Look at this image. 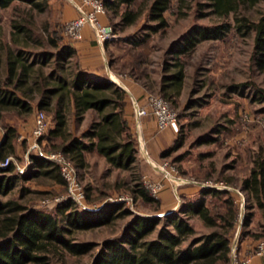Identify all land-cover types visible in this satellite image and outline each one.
<instances>
[{"label":"trees","instance_id":"1","mask_svg":"<svg viewBox=\"0 0 264 264\" xmlns=\"http://www.w3.org/2000/svg\"><path fill=\"white\" fill-rule=\"evenodd\" d=\"M102 1L107 12L109 10L119 19L117 27L134 25L146 13L147 19L154 23L150 28L155 31L169 26L166 15L173 2H177L179 14L186 6V0H150L145 10L135 7L137 0ZM16 2L25 4L36 14H44L49 8V0H0V9L9 8ZM259 5L258 15L254 18L249 12ZM208 7L215 16L233 19V23L226 21L216 27L195 26L177 42L178 46H172L174 62L165 65L160 83L144 84L149 91L157 85L158 93L172 107L177 104L186 81L187 63L181 56L193 51L199 38L215 36L219 39L225 30L231 29L253 34L254 52L259 65L264 68V0H208ZM31 19H34L33 15L23 22L13 20V46L6 43L0 46L4 51L3 72L0 73V117L7 111L30 115L35 106L52 113L54 125L48 140L52 142L53 150L65 153L79 172L88 165L87 155L97 153L105 158L111 170L138 176L128 190L135 197L153 201L139 175V150L134 135L135 124L132 125L127 115V91L106 76L99 77L85 70L77 49L62 34V29H49L47 25L48 34L45 31L39 33ZM1 60L0 56V63ZM141 62L142 56L137 54L122 68L128 67L131 77L142 80L143 72H137ZM116 63L115 57L110 59L111 69L123 76L125 73L121 68L116 69ZM46 66H51L49 72L45 71ZM87 113L93 114L88 128L79 136L71 133L69 116L80 121ZM17 137V129L9 126L0 142V264H69L70 258L84 257L97 247L94 242L79 241L78 233L116 226L118 221L123 222L121 231L100 245L90 264H232V234L239 206L231 193L203 188L198 199L184 203L176 211L157 216L135 215L123 202H107L96 209L82 210L69 199L53 212L37 209L5 197L20 180L46 177L61 184L65 181L56 164L37 155L31 156L30 174L17 173L14 162L3 167L1 163L16 154ZM241 187L248 197L249 209L258 210L264 216V156L253 160ZM87 196L92 199L91 193ZM103 198L99 195L95 200ZM210 198H219L223 208ZM250 214L245 227L252 222L254 213ZM131 215V219H126ZM194 217L211 231L195 237L197 230L191 223ZM251 236L264 238V232Z\"/></svg>","mask_w":264,"mask_h":264},{"label":"rangeland","instance_id":"2","mask_svg":"<svg viewBox=\"0 0 264 264\" xmlns=\"http://www.w3.org/2000/svg\"><path fill=\"white\" fill-rule=\"evenodd\" d=\"M149 4L150 0H137L135 7L146 10ZM185 5L179 14L177 2H173L166 15L169 26L157 31L150 28L154 23L147 19L146 13L134 25L117 27L119 19L108 10L105 22L113 26L116 37L105 49V59L110 67V59L115 57L116 69L121 68L125 73L120 76L110 67L112 76L117 79L129 77L141 85L147 95L163 97L158 93L157 85L149 91L144 84L160 83L165 73V65L174 62L172 46H178L177 42L182 41L195 26L216 27L226 21L227 23L234 21L224 20L212 14L208 0H186ZM71 6L68 0H49V8L44 14L32 13L25 4L18 2L9 8L0 9V46L5 43L13 46L12 21L23 22L30 19L31 15L34 16V19H31L34 22L33 27L39 30V33L45 31L44 33L48 34L45 26L49 25V29H62L63 34L65 23L77 16V12ZM260 7L261 5L250 10V15L256 18ZM199 39L193 51L181 56L187 66L184 88L177 104H173L178 129L166 130L170 131V139L163 142L161 153L156 157L150 153L148 139L142 130L137 128L133 110L128 113V119L132 125L135 124L139 175L153 201L135 197L128 190L129 186L134 185L133 179L138 176H132L127 171L111 170L105 158L97 153H91L87 155L88 165L79 172L86 191L85 208L96 209L107 202H119L120 198L127 197L130 201L123 203L135 215L157 216L176 211L184 203L198 199L203 188L215 187L217 190L227 191L232 194L239 206V216L232 234V264H243L250 260L251 256H256L259 245H264V238L255 239L251 236L264 232V216L258 210L249 209L248 197L241 187L243 179L248 176L253 166V160L260 155L264 156V68L259 65L254 52L253 34L245 31L239 33L231 29L225 30L219 39L215 36ZM14 50H17L15 46ZM137 54L142 56L141 66L137 67L138 74L143 72L142 80L131 77L128 67L122 68L124 64L128 66L133 56ZM0 56L1 73L4 61L2 49ZM29 61H32V58H29ZM50 70L51 66L45 67L46 72ZM39 111L46 113L49 123V130L43 136L40 145L45 152H58L52 149V142L48 140L54 125L52 113L35 106L30 115L7 111L0 117V142L7 127H15L18 131L16 154L9 158L14 159L16 172L19 174L31 172V156L35 155V152L31 150L29 155L28 152L35 141L34 120ZM92 117L93 114L87 113L78 121L72 115L69 116L70 132L81 135L90 125ZM161 134L162 132L154 131V135L164 140ZM159 139H155V142ZM149 160L156 164L159 175L152 170ZM164 163L176 169L177 176L182 178L177 183L184 181L185 183L174 187L175 180L169 181L159 170V166ZM146 180L162 186L157 196L150 193L145 184ZM87 193H91L92 199L88 198ZM99 195L104 196L103 200H95ZM9 198L49 212L55 211L61 203L69 200L66 184L57 183L46 177L18 181L13 191L5 197ZM210 199L223 208L219 198ZM77 207L85 210L84 207ZM250 213H254L252 222L245 227L246 219L251 218ZM132 217L131 215L126 219ZM191 223L197 230L195 237L211 231L196 217L191 219ZM122 227L123 222L118 221L116 226L94 228L78 233L76 237L79 241L94 242L97 247L84 257L70 258L69 264H90L100 250V245L119 233ZM244 248L246 252L242 255Z\"/></svg>","mask_w":264,"mask_h":264},{"label":"built area","instance_id":"3","mask_svg":"<svg viewBox=\"0 0 264 264\" xmlns=\"http://www.w3.org/2000/svg\"><path fill=\"white\" fill-rule=\"evenodd\" d=\"M71 5L74 6L77 16L64 25V35L71 41H79L82 39V31L85 27H89L94 36V41L97 45L105 51L106 43L112 41L115 37V31L112 25L103 22L100 19L101 15H106L107 10L104 2L102 0H68ZM146 104L141 105L138 101L134 102V116L137 121V128L141 130V119L149 115H153L158 131H164L166 129H173L177 131V114L173 107L167 102L163 97L147 95L145 99ZM49 130V123L47 120V115L44 111H39L36 114L34 120V130L33 134L35 141L28 152L30 154L31 150H34L35 155L42 157L50 162H53L59 167L60 173L65 181L68 198L71 199L77 206L85 208L86 202V191L85 187L81 182L79 171L77 170L74 163L68 158V156L61 152H45L43 151L40 141L43 136ZM14 162L13 158H7L5 162L2 163L3 167H6ZM169 177L175 180L173 181L174 187L180 186L184 182L177 181L182 180V178L177 176L176 169L169 166V164H163L159 166ZM171 183V182H170ZM145 184L154 196H157L161 190L162 186L152 182L151 180H146ZM129 202V198H120L119 202ZM256 256L264 258V245H259L255 253ZM250 260L244 262L243 264H249ZM239 264V263H238Z\"/></svg>","mask_w":264,"mask_h":264},{"label":"crops","instance_id":"4","mask_svg":"<svg viewBox=\"0 0 264 264\" xmlns=\"http://www.w3.org/2000/svg\"><path fill=\"white\" fill-rule=\"evenodd\" d=\"M72 8L75 9L74 6ZM73 18L74 17H72L71 19ZM102 20L104 22L107 21L106 15L102 16ZM82 34L83 37L81 40L72 42L74 47L77 49L78 57L82 64V67L96 76L99 77L106 76L107 78L109 75L110 67L106 62L104 55L105 52H103V50L94 41L93 32L89 27H85L82 31ZM117 80L121 83V85L126 89L128 93L129 99L127 106V115L129 112H132V110L134 112L135 101H138L141 105L146 104L145 99L147 97V92H145V89L141 85H139L129 77L121 78V79L118 78ZM141 130L143 135L148 139L147 141L151 155L156 157L158 154L161 153L160 148L162 147L163 142L169 141L170 131H166L167 129L164 131H158L157 123L153 115H149L141 119ZM155 130H157L160 133L162 132L161 135L163 136L164 140L159 139L158 135H154ZM155 139H159L158 142H155ZM142 148H144V145H142ZM148 162L152 170L157 175H159L156 164L152 160H149ZM245 252H246V248L242 250L241 254L244 255ZM250 264H264V258L253 255L250 257Z\"/></svg>","mask_w":264,"mask_h":264},{"label":"water","instance_id":"5","mask_svg":"<svg viewBox=\"0 0 264 264\" xmlns=\"http://www.w3.org/2000/svg\"><path fill=\"white\" fill-rule=\"evenodd\" d=\"M109 66V65H108ZM109 75H110V77H107V79L109 80V81H111V82H113V83H116V84H118L120 87H122L123 89H125L122 85H121V83L116 79V78H114L113 76H112V74H111V72L109 71ZM126 90V89H125ZM208 188H214V189H217V188H215V187H208Z\"/></svg>","mask_w":264,"mask_h":264},{"label":"bare ground","instance_id":"6","mask_svg":"<svg viewBox=\"0 0 264 264\" xmlns=\"http://www.w3.org/2000/svg\"><path fill=\"white\" fill-rule=\"evenodd\" d=\"M159 170L164 174V177L166 178V179H168L169 181H172L171 179V177H169L168 175H167V173L165 172V170H163L162 168H160L159 167Z\"/></svg>","mask_w":264,"mask_h":264}]
</instances>
